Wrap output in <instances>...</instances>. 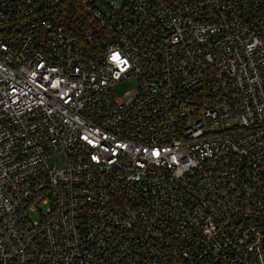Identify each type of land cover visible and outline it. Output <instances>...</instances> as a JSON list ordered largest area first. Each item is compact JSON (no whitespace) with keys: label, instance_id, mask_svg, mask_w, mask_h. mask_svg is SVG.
Here are the masks:
<instances>
[{"label":"built area","instance_id":"1","mask_svg":"<svg viewBox=\"0 0 264 264\" xmlns=\"http://www.w3.org/2000/svg\"><path fill=\"white\" fill-rule=\"evenodd\" d=\"M0 264H264V0H0Z\"/></svg>","mask_w":264,"mask_h":264},{"label":"rangeland","instance_id":"2","mask_svg":"<svg viewBox=\"0 0 264 264\" xmlns=\"http://www.w3.org/2000/svg\"><path fill=\"white\" fill-rule=\"evenodd\" d=\"M137 86H138L137 82L135 80H132V79L121 81L116 86V94H117V96L121 97V96H123V93L126 90H134L135 88H137ZM40 209L46 210L47 207L45 205H42L40 207ZM31 217L33 219H39L37 214H31Z\"/></svg>","mask_w":264,"mask_h":264},{"label":"snow or ice","instance_id":"3","mask_svg":"<svg viewBox=\"0 0 264 264\" xmlns=\"http://www.w3.org/2000/svg\"><path fill=\"white\" fill-rule=\"evenodd\" d=\"M111 59L113 60V62L117 65V68L119 71L123 72L126 71V68L122 67L123 65H127V61L124 60L118 53H113L111 56ZM115 71V69H114ZM85 139H87V137H85ZM89 143H92V141H88ZM155 155H159V152L154 153ZM93 159H95V157H93Z\"/></svg>","mask_w":264,"mask_h":264}]
</instances>
